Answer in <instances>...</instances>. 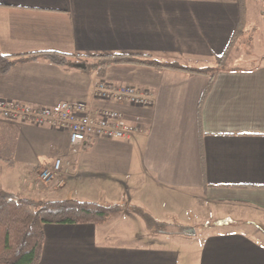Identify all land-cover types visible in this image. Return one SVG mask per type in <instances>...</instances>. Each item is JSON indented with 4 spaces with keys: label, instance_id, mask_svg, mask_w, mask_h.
Wrapping results in <instances>:
<instances>
[{
    "label": "crops",
    "instance_id": "0c3cea01",
    "mask_svg": "<svg viewBox=\"0 0 264 264\" xmlns=\"http://www.w3.org/2000/svg\"><path fill=\"white\" fill-rule=\"evenodd\" d=\"M242 44H264V0H0L3 54L73 56L17 63L0 75V100L110 108L139 128L129 141L88 138L74 150L68 131L0 118L5 193L123 208L100 224H44L38 264H264V59L196 66ZM113 54L207 73L89 67ZM101 81L148 91L152 104L100 101ZM137 210L178 231L151 234Z\"/></svg>",
    "mask_w": 264,
    "mask_h": 264
},
{
    "label": "trees",
    "instance_id": "16d2710c",
    "mask_svg": "<svg viewBox=\"0 0 264 264\" xmlns=\"http://www.w3.org/2000/svg\"><path fill=\"white\" fill-rule=\"evenodd\" d=\"M242 22L239 24L241 27ZM43 57L55 65H69L72 55L47 51L23 55H5L0 51V75H5L17 63ZM96 59L89 67L103 69L116 64H134L156 68H175L191 72L203 70L163 64L146 54H113L92 56ZM226 54L216 60L218 69L226 67ZM216 74L212 73L211 77ZM123 208L119 205H102L93 201L63 199L40 201L14 197L0 189V264H38L44 241L43 225L46 223H104ZM152 234L164 233L166 225H159L146 212L137 210Z\"/></svg>",
    "mask_w": 264,
    "mask_h": 264
},
{
    "label": "built area",
    "instance_id": "2783aa9c",
    "mask_svg": "<svg viewBox=\"0 0 264 264\" xmlns=\"http://www.w3.org/2000/svg\"><path fill=\"white\" fill-rule=\"evenodd\" d=\"M94 96L100 101L133 106L146 107L152 104V96L148 91L108 81H101L95 85ZM0 118L68 131L70 144L74 150L88 138L129 141L139 131L136 123H129L117 110L101 108L92 114L85 104L71 102H62L54 107H30L0 100ZM60 165L61 161L57 159L53 170H58ZM47 175L48 173L45 174Z\"/></svg>",
    "mask_w": 264,
    "mask_h": 264
},
{
    "label": "rangeland",
    "instance_id": "374dc122",
    "mask_svg": "<svg viewBox=\"0 0 264 264\" xmlns=\"http://www.w3.org/2000/svg\"><path fill=\"white\" fill-rule=\"evenodd\" d=\"M249 55H252V56H249ZM262 59H264V44H257V45H254L253 47H250L247 44H242L240 46L239 51H237V52L234 51V52H231L228 54V58H227V60L225 59L226 60L225 63L227 66H230V67H238V66L250 67V66H254L256 64H259L262 61ZM174 63L181 64L178 61H176ZM196 66L198 68H201V69L211 70L213 67L216 66V64L211 63V62H208V63L204 62V63L198 64ZM208 215L209 216L207 217V219L210 220L209 222L213 223L214 222L213 220H215V221L218 220L219 223H223L222 222L223 220H221L220 216H216L215 213H211ZM208 224H210V223H208ZM227 224H229L230 226L235 225V224H232L229 222ZM235 227L237 228L236 225H235ZM201 229L203 230V228H201ZM169 231H178V229L175 227L174 228H168L167 227L163 230V232H169ZM149 232L151 233L152 231L149 230ZM262 233L264 234V232H262Z\"/></svg>",
    "mask_w": 264,
    "mask_h": 264
}]
</instances>
